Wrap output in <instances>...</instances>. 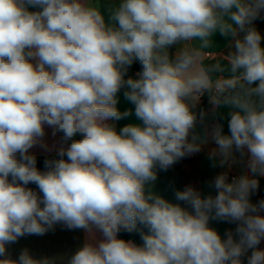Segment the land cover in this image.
I'll return each instance as SVG.
<instances>
[{
  "label": "clouds",
  "instance_id": "9594fccd",
  "mask_svg": "<svg viewBox=\"0 0 264 264\" xmlns=\"http://www.w3.org/2000/svg\"><path fill=\"white\" fill-rule=\"evenodd\" d=\"M257 20L264 0H0V264H242L250 249L248 264H264V199H251L264 177ZM210 143L225 169L214 194L154 190ZM36 147L55 149L43 169ZM212 221L235 229L222 238ZM58 225L84 233L70 256L8 254ZM136 232L142 243L121 235Z\"/></svg>",
  "mask_w": 264,
  "mask_h": 264
},
{
  "label": "crops",
  "instance_id": "0c3cea01",
  "mask_svg": "<svg viewBox=\"0 0 264 264\" xmlns=\"http://www.w3.org/2000/svg\"><path fill=\"white\" fill-rule=\"evenodd\" d=\"M101 11L104 13L105 18L107 19V11L101 6ZM256 27L264 35V20H257ZM214 48L211 49L215 51L217 56L220 53H227L226 44L227 41L224 37L217 34L214 38ZM227 74V73H225ZM208 97L205 96L201 98L200 108L205 110L210 109V104L208 103ZM118 107L123 111L125 108L130 107V105L124 100L123 94H120V103ZM223 112V110H221ZM134 118H129L127 120H121L116 122L117 129L122 127L124 124L132 122ZM220 122L224 125V131L227 133V120L222 117H212L209 114L207 119V125L211 127L213 123ZM59 136L52 137L51 130L46 129L45 140L49 146H52L56 141H58ZM58 147V144H57ZM211 147H214L213 144L207 145L204 151L198 154H194L188 158H185L178 162L167 172H160L158 174V179L155 182V191L163 195L165 198L175 201L174 190H182L186 185L191 184L198 189L202 190L204 194L212 192L208 185L209 182L214 179V177L225 169L221 168L219 165L213 167V162L208 158L207 150ZM32 151L37 155H55V149L49 153L44 151L40 147L32 149ZM242 170L241 165L233 166L230 177L238 175ZM252 202L255 203L260 199H264V177H261L259 180V189L251 197ZM210 226L215 228L222 238L225 237V233L228 230L235 229L234 224H229L226 222L212 221ZM84 233L82 231H69L63 229L61 226H57L54 232H48L43 236H25L20 238L16 243H13L8 246V254L13 259H17L19 254L23 249H28L29 252L36 258L41 257H60V256H70L71 253L76 249V247L83 241ZM140 243H142L140 239ZM261 249H264V241L259 245ZM251 249L241 257L242 264H248V257L251 255Z\"/></svg>",
  "mask_w": 264,
  "mask_h": 264
},
{
  "label": "trees",
  "instance_id": "16d2710c",
  "mask_svg": "<svg viewBox=\"0 0 264 264\" xmlns=\"http://www.w3.org/2000/svg\"><path fill=\"white\" fill-rule=\"evenodd\" d=\"M138 70H139V65H133L128 74L129 75H133ZM48 156H53L54 157L55 155H41V156H37L38 167L43 169V161ZM121 235L125 239H133L135 242L140 243V235H139L138 232L132 233V234L122 233Z\"/></svg>",
  "mask_w": 264,
  "mask_h": 264
},
{
  "label": "built area",
  "instance_id": "2783aa9c",
  "mask_svg": "<svg viewBox=\"0 0 264 264\" xmlns=\"http://www.w3.org/2000/svg\"><path fill=\"white\" fill-rule=\"evenodd\" d=\"M231 178V177H230Z\"/></svg>",
  "mask_w": 264,
  "mask_h": 264
},
{
  "label": "water",
  "instance_id": "95a60500",
  "mask_svg": "<svg viewBox=\"0 0 264 264\" xmlns=\"http://www.w3.org/2000/svg\"><path fill=\"white\" fill-rule=\"evenodd\" d=\"M209 103V102H208Z\"/></svg>",
  "mask_w": 264,
  "mask_h": 264
}]
</instances>
